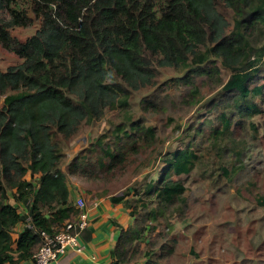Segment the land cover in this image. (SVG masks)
Masks as SVG:
<instances>
[{"label":"trees","instance_id":"16d2710c","mask_svg":"<svg viewBox=\"0 0 264 264\" xmlns=\"http://www.w3.org/2000/svg\"><path fill=\"white\" fill-rule=\"evenodd\" d=\"M220 3L234 13L231 29ZM1 11L8 20L0 18V46L19 62L0 70V264L32 261L42 232L74 220L78 210L68 200L67 175L94 182L92 170L113 169L150 146L155 129L128 118L91 144L98 154L90 171L86 157L61 166L63 145L106 110L125 109L131 93L153 84L157 68L185 71L178 81L194 92L196 77L219 75L216 60L229 72L211 102L218 114L214 143L234 121L264 111V75L256 84L264 46L256 50L249 42L264 25V0H0ZM29 11L40 26L20 42L9 30L30 26ZM141 105L146 110L149 103ZM199 160L188 143L166 155L158 179L111 196L113 203L124 200L135 217L120 233L112 264H129L149 230L146 218L155 221L186 192L173 177L189 175ZM8 193L23 212L8 203Z\"/></svg>","mask_w":264,"mask_h":264},{"label":"rangeland","instance_id":"374dc122","mask_svg":"<svg viewBox=\"0 0 264 264\" xmlns=\"http://www.w3.org/2000/svg\"><path fill=\"white\" fill-rule=\"evenodd\" d=\"M217 9L231 29L233 11L223 3ZM28 16L32 19L30 26L9 30L20 42L40 26L30 11ZM0 18L8 20L2 11ZM249 42L256 50L264 46V25L251 34ZM17 62L14 54L0 46L1 68ZM215 66L219 75L196 77V92L178 81L185 71L157 68L153 84L131 93L125 109L106 110L99 120L82 126L63 145V169L79 156L88 158L90 171L98 154L91 150V144L97 137L107 135L128 118L154 128L149 147L126 155L113 169L92 170L94 182L86 188L107 189L112 194L132 191L158 179L166 167V155L188 143L200 154L189 175L173 177L184 184L186 192L174 205L160 211L155 221L150 217L144 221L143 226L149 229L144 233L146 240L136 243L137 252L130 256L129 264H138L139 260L143 264H264V111L234 121L231 131L214 143L211 128L218 125V114L210 110L211 102L219 97L221 84L229 76L218 60ZM262 75L264 64L256 84L262 83ZM144 99L149 103L146 110L141 105ZM255 102L259 105L258 99ZM222 167L230 171L228 175L222 173ZM73 178L82 177L67 175L69 183ZM8 201L13 203L10 193ZM154 206L148 203L149 209ZM166 244L171 253L159 254L160 245Z\"/></svg>","mask_w":264,"mask_h":264},{"label":"crops","instance_id":"0c3cea01","mask_svg":"<svg viewBox=\"0 0 264 264\" xmlns=\"http://www.w3.org/2000/svg\"><path fill=\"white\" fill-rule=\"evenodd\" d=\"M7 67H0V70L5 71ZM71 182L72 183H69L66 178L69 193L68 200L73 204L78 197L84 199L90 224L80 237L83 252L75 253L73 251H67L64 255L60 256L57 261L51 264H112L113 259L111 252L117 244L120 233L122 230H126L133 226L135 217L131 215V209L125 207L124 200L119 203H113L111 201V196L114 194L108 193L103 196L100 195L103 189L86 188L89 182L83 178H73ZM8 203L17 207L18 211L23 212L21 204H16L14 200L13 203L10 201H8ZM23 228V224L15 228V232L12 234L13 239L17 238ZM180 231L179 229L176 233ZM145 237L146 236L143 235L141 239L144 241L146 240ZM141 239L139 242H142ZM158 249L162 250H159V254H170L172 250L167 244L160 245ZM19 264H32V261H24ZM138 264H143V260H139Z\"/></svg>","mask_w":264,"mask_h":264},{"label":"built area","instance_id":"2783aa9c","mask_svg":"<svg viewBox=\"0 0 264 264\" xmlns=\"http://www.w3.org/2000/svg\"><path fill=\"white\" fill-rule=\"evenodd\" d=\"M73 204L78 210L73 221L65 222L56 232H42L40 234L42 243L32 257V264H51L67 251L83 252L80 237L89 227L90 220L86 203L82 197H78Z\"/></svg>","mask_w":264,"mask_h":264}]
</instances>
